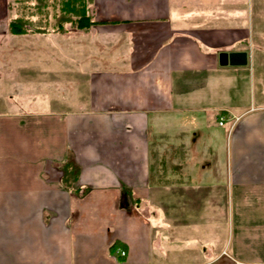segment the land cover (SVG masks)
<instances>
[{
	"label": "crops",
	"instance_id": "0c3cea01",
	"mask_svg": "<svg viewBox=\"0 0 264 264\" xmlns=\"http://www.w3.org/2000/svg\"><path fill=\"white\" fill-rule=\"evenodd\" d=\"M34 2L0 0V41L20 18L76 46L85 92L0 112V264H264V0Z\"/></svg>",
	"mask_w": 264,
	"mask_h": 264
},
{
	"label": "rangeland",
	"instance_id": "374dc122",
	"mask_svg": "<svg viewBox=\"0 0 264 264\" xmlns=\"http://www.w3.org/2000/svg\"><path fill=\"white\" fill-rule=\"evenodd\" d=\"M32 3L36 2L34 0H18L17 5L20 11L18 16L33 21L37 19L38 17L35 14H29L30 8L33 7L31 6ZM41 18L43 19V15ZM46 18L50 19V16ZM27 31L34 32V29H28ZM45 31L46 33L52 32L49 27ZM12 36L10 34L6 35L4 43L3 40L0 41V112H5L4 107L10 114H16L20 110L24 113H39L46 109L61 108L63 104L59 96L63 93L61 91L63 89L62 83L66 81V78L62 77L63 73L69 76V80L75 86L68 90L69 92L74 91V94H69V97H72L75 101L77 98L84 96L85 89L82 86L76 88L75 85L79 77L78 72L67 70L68 65L62 60L67 56L69 60L76 63V46L69 47L74 49L72 53L62 54L64 52L62 48L66 47L61 48L59 42L46 41L45 35L27 33L24 36H16L15 39ZM246 69L249 71L247 75L252 76V63H248ZM243 79L239 78L236 81L235 85L238 93L244 92ZM79 88L81 90L75 92V89ZM71 106L74 105L71 104ZM211 129L222 137H219L222 139L221 143L212 142L211 146L216 143L218 148L222 145L224 148L227 127H219L216 119L212 123ZM219 151H215V155H219ZM151 196L155 197V190L151 191Z\"/></svg>",
	"mask_w": 264,
	"mask_h": 264
},
{
	"label": "trees",
	"instance_id": "16d2710c",
	"mask_svg": "<svg viewBox=\"0 0 264 264\" xmlns=\"http://www.w3.org/2000/svg\"><path fill=\"white\" fill-rule=\"evenodd\" d=\"M62 8H64V13L62 15V18H66L67 20H70L71 18H75V21L81 23H87V21H90L89 17L86 16V9L84 7L82 8H76L74 12L71 13V11L68 10V8L64 5H62ZM83 9V14H82ZM81 11V12H80ZM30 27V23L28 20L24 19H14L10 20L8 23V33L10 35H23L27 33V30ZM88 27V26H87ZM86 27V28H87ZM63 171L65 173L64 181L67 182L69 178L73 177L75 178L77 175V168L75 164L72 161V158H68L66 162L63 164ZM69 171V172H67ZM123 197H125V193L123 192Z\"/></svg>",
	"mask_w": 264,
	"mask_h": 264
},
{
	"label": "water",
	"instance_id": "95a60500",
	"mask_svg": "<svg viewBox=\"0 0 264 264\" xmlns=\"http://www.w3.org/2000/svg\"><path fill=\"white\" fill-rule=\"evenodd\" d=\"M247 63L246 53H230L228 55H219L220 65L245 66Z\"/></svg>",
	"mask_w": 264,
	"mask_h": 264
},
{
	"label": "built area",
	"instance_id": "2783aa9c",
	"mask_svg": "<svg viewBox=\"0 0 264 264\" xmlns=\"http://www.w3.org/2000/svg\"><path fill=\"white\" fill-rule=\"evenodd\" d=\"M219 125H222V122L221 121L219 122ZM122 255H123V253H122Z\"/></svg>",
	"mask_w": 264,
	"mask_h": 264
}]
</instances>
